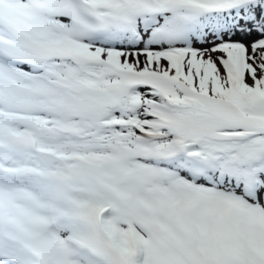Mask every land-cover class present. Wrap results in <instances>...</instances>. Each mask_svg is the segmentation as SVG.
<instances>
[{"label": "snow or ice", "instance_id": "obj_1", "mask_svg": "<svg viewBox=\"0 0 264 264\" xmlns=\"http://www.w3.org/2000/svg\"><path fill=\"white\" fill-rule=\"evenodd\" d=\"M0 264H264V0H0Z\"/></svg>", "mask_w": 264, "mask_h": 264}]
</instances>
